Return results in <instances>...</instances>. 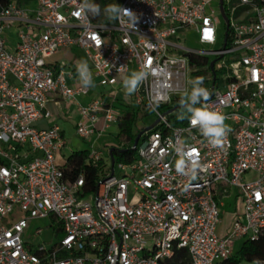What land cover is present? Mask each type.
Returning <instances> with one entry per match:
<instances>
[{
  "label": "built area",
  "instance_id": "built-area-1",
  "mask_svg": "<svg viewBox=\"0 0 264 264\" xmlns=\"http://www.w3.org/2000/svg\"><path fill=\"white\" fill-rule=\"evenodd\" d=\"M36 1L34 8L20 0L0 4V264H170L181 250L186 264H218L234 254L239 241L259 238L264 0H223L226 27L219 50L213 49L219 27L212 4L221 13L220 0H106L136 13L134 29L127 18H83V0ZM193 32L199 48L184 43ZM72 48L91 63L98 86L111 93L91 97L90 87L73 83L75 70L50 60ZM190 56L207 63L191 65ZM134 70L148 75L126 96L122 80ZM197 77L209 92L203 107L226 117L230 131L223 146L209 143L189 118L186 126L173 127L168 118L174 110L161 109L190 92ZM52 95L75 107L82 141L118 128L130 108L159 123L144 131L131 163L112 165L109 151L105 160L92 146V164L103 160L106 167L95 196L83 198L84 176L69 184L58 163L70 146L65 129L40 127L54 118ZM155 96L160 103L154 108ZM119 104L126 108L116 112ZM178 145L199 160L194 180L176 171ZM227 197L239 206L230 230L220 235L221 200ZM41 220L51 221L58 241L49 243L41 228L30 231V223Z\"/></svg>",
  "mask_w": 264,
  "mask_h": 264
},
{
  "label": "trees",
  "instance_id": "trees-1",
  "mask_svg": "<svg viewBox=\"0 0 264 264\" xmlns=\"http://www.w3.org/2000/svg\"><path fill=\"white\" fill-rule=\"evenodd\" d=\"M12 0H0L1 5H8ZM94 3L100 5L101 15L93 18L95 22L106 23L107 19L103 14V8L108 4L106 0H95ZM197 65L202 68L206 65V59H196L190 56V64ZM206 72H199V75H205ZM221 74L216 72V76ZM196 107H203L202 104H197ZM162 111L169 112L168 120L173 127H184L187 125L189 113L186 112L180 105V99L172 101L171 106H162ZM149 114V113H148ZM183 115V118H181ZM145 122L139 112L134 108L125 111L121 121L118 125L117 139L125 140L128 146L123 148L111 147L113 149V159L115 163H131L137 159L138 149L142 144V139H139L137 147L134 148L135 140L139 133L146 131L156 120L146 122L139 128V122ZM158 128V127H157ZM108 149V151H110ZM109 154V152H108ZM106 167V162L100 161L98 167L94 166L90 160V150L74 151L65 160L64 166H61L64 173V179L69 184H73L81 175L84 176V185L82 187V197L88 198L95 196L98 184L100 183L102 172ZM59 233V232H58ZM60 234V233H59ZM264 264V233L255 240L244 241L241 248L234 252V254L218 264H242L243 262ZM188 262V255L185 250L177 252L170 264H186Z\"/></svg>",
  "mask_w": 264,
  "mask_h": 264
},
{
  "label": "clouds",
  "instance_id": "clouds-1",
  "mask_svg": "<svg viewBox=\"0 0 264 264\" xmlns=\"http://www.w3.org/2000/svg\"><path fill=\"white\" fill-rule=\"evenodd\" d=\"M103 14L107 19L112 21L125 22V18H127L126 23L133 29L139 19L133 10L117 3L107 4L103 8ZM80 15L85 19L89 16L93 18L98 17L101 15L100 5L91 2V0H83L80 7ZM76 72L84 87H94L93 74L87 61H81L76 67ZM147 75V70H134L125 76L122 80L125 95L130 96L135 93ZM191 83V91L186 90L180 99L181 107L190 114L188 117L190 124L193 127H198L209 143L213 146H223L224 139L230 131L229 126L225 123V115L217 111L208 110L206 107H196L202 99L205 101L208 99L209 92L202 86L203 77H197ZM151 103L155 108L160 103V97H153ZM181 118H183V115ZM176 152L179 156V159L175 163L176 171L179 174L190 176L193 180L196 179L201 165L198 158L193 154V150H185L184 146L178 145ZM256 264H259V261Z\"/></svg>",
  "mask_w": 264,
  "mask_h": 264
},
{
  "label": "rangeland",
  "instance_id": "rangeland-1",
  "mask_svg": "<svg viewBox=\"0 0 264 264\" xmlns=\"http://www.w3.org/2000/svg\"><path fill=\"white\" fill-rule=\"evenodd\" d=\"M25 0H20L21 3H24ZM110 4V3H108ZM212 7L214 8V10L216 11L215 17L218 18V27H219V37H218V43L217 45H215L213 47L214 50H219L222 47L223 44V38H224V33H225V20L223 18V16L221 15L220 12H218V7L219 5L216 2H213ZM116 22V21H115ZM181 36H183V34H180ZM9 36L10 39H14L16 38V30L12 29L11 31H9ZM197 40V35L193 32L191 34H189L187 40L184 42L187 46L192 47V48H199V44L196 41ZM213 58V57H212ZM53 59H58L59 61H67V62H75L77 64H79L81 61H84V59H82V52L80 51H71V52H65V54L63 56H58L56 58ZM50 59V60H53ZM48 60V61H50ZM88 65L90 66V62H87ZM91 69V68H90ZM106 91H109V88H106ZM126 107L124 105H116L115 106V111H119L120 110H124ZM68 120V119H67ZM67 120H61L60 125L65 129L66 131V135L68 137V140L70 141V146H68L67 148H65L61 154L60 157H58V163L61 166H64L65 164V159L68 158V156L71 155V153L73 151H77V150H85V149H90V143L88 142H84L82 140H80L76 134V129H75V117L74 115H70V119ZM152 119L146 120L145 122H139V128H141L143 125H145L146 122H150ZM48 123H40V127H47ZM111 134L109 136H107V134H105L106 136L105 141L109 142L111 144V147H126L128 146V143L125 140H119L117 139V132L115 129H113L112 131H110ZM105 142V143H106ZM105 143H103V141L98 142V150L101 151L104 154V158L105 160L107 159V150L105 148ZM231 208L228 207V209L226 211L223 212L222 214V225L219 229V234L220 235H224L226 234L229 230L230 227L232 225L233 222V215L232 213H230V211H232L234 208H237L238 202H232L231 204ZM230 208V209H229ZM51 221L50 220H41V221H35L30 223V231H34L37 228H41L43 230V235L45 238L49 239V243L58 241L61 237V235L57 232L56 229H53L51 226ZM245 240H241L237 243L235 251L239 250L241 248V245L243 244ZM242 264H256V263H249V262H243Z\"/></svg>",
  "mask_w": 264,
  "mask_h": 264
},
{
  "label": "crops",
  "instance_id": "crops-1",
  "mask_svg": "<svg viewBox=\"0 0 264 264\" xmlns=\"http://www.w3.org/2000/svg\"><path fill=\"white\" fill-rule=\"evenodd\" d=\"M24 6H26V7H30V8H34L36 5H37V1L36 0H25L24 1V3H22ZM71 52V51H80L79 49H77V48H72V49H70V50H65V51H62V52H60L59 54H57V55H55L53 58H56V57H58V56H63L64 54H65V52ZM81 52V51H80ZM52 58V59H53ZM82 59H84V56H83V54H82ZM53 63H60V62H65L67 65H68V68H70V69H73V70H75V76H76V79L73 81V83H76V84H79V85H82L81 84V82H80V78H79V76L77 75V72H76V67H77V63H76V61L75 62H67V61H59L58 59H53V60H51ZM84 61H87V60H85L84 59ZM88 62V61H87ZM90 68H91V71H92V78H93V83H94V87H90L91 88V97H94V96H97V95H99V94H101L102 92H106L107 93V91H106V88H101V87H99L98 86V84H97V80L95 79V77H94V73H93V68H92V65L90 64V66H89ZM72 83V82H71ZM113 91H114V89H113ZM112 92V90H111V88H109V91H108V93H111ZM123 98H124V96L122 95V94H119V96H118V100H123ZM81 100V102H83V103H86V101H87V98H81L80 99ZM51 104H50V106H49V109L52 111V113H53V115H54V118H53V120L51 121V122H48V124H47V127L48 126H51V125H53V124H59L60 125V123L59 122H61V120H69L70 119V115H74V117H75V122L77 123L78 122V120H79V115H78V113H77V111H76V109H75V107L74 106H72V107H70V108H67L65 105H64V103H63V101H62V99H61V97H59V96H57V95H52L51 96ZM131 109V108H130ZM130 109H128V110H130ZM127 110V111H128ZM67 120V121H68ZM76 126V125H75ZM113 129H115L116 130V134H118V128H112L110 131H112ZM108 132V133H106L107 134V136H109L110 134H111V132ZM106 135H104V136H102V137H94V138H92L90 141H84V142H88V143H90V149L92 148V146L93 147H95L96 149L98 148L97 146H98V142H100V141H103V143H105L106 141H105V137ZM105 148H106V150H107V152H108V149L110 148V146H111V144L109 143V142H106L105 143ZM90 149H85V150H90ZM110 150V149H109ZM77 151H80V149L79 150H77ZM82 151V150H81ZM74 152V151H73ZM222 202V214H223V212L224 211H226L227 209H228V207H230L231 208V203L234 201V202H236L232 197H227V198H223L222 200H221ZM229 208V209H230ZM236 210H237V208H234L232 211H230V213H232V215H233V218H234V214L236 213Z\"/></svg>",
  "mask_w": 264,
  "mask_h": 264
},
{
  "label": "water",
  "instance_id": "water-1",
  "mask_svg": "<svg viewBox=\"0 0 264 264\" xmlns=\"http://www.w3.org/2000/svg\"><path fill=\"white\" fill-rule=\"evenodd\" d=\"M220 9H221V14H222V16L225 18L224 9H223V0H220ZM214 63H215V62H212V63H211V68H213ZM203 102H204V100L201 101L199 104H201V103H203ZM158 123H159V121L157 120V121H156L154 124H152L147 130H151V129L155 128V126H156ZM143 133H144V132H141V133L138 134V136H137V138H136V140H135L134 148L137 147L138 141H139V139L141 138V136L143 135ZM112 154H113V149H111V150L109 151V155H110V158H111L112 165H114V164H115V161H114V159H113V155H112Z\"/></svg>",
  "mask_w": 264,
  "mask_h": 264
}]
</instances>
